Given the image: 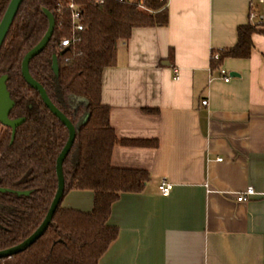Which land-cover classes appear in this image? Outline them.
<instances>
[{
    "label": "crops",
    "instance_id": "1",
    "mask_svg": "<svg viewBox=\"0 0 264 264\" xmlns=\"http://www.w3.org/2000/svg\"><path fill=\"white\" fill-rule=\"evenodd\" d=\"M250 3L168 0L166 26L118 43L102 79L110 124L119 139L158 145L113 149V167L150 180L113 204L119 234L100 264H264V25L248 59L212 60L237 45ZM220 68L237 75L225 82ZM61 205L90 213L94 192L71 191Z\"/></svg>",
    "mask_w": 264,
    "mask_h": 264
},
{
    "label": "trees",
    "instance_id": "2",
    "mask_svg": "<svg viewBox=\"0 0 264 264\" xmlns=\"http://www.w3.org/2000/svg\"><path fill=\"white\" fill-rule=\"evenodd\" d=\"M10 1L0 0V21ZM74 1L83 6L84 31L73 33L68 9L71 0H24L0 50V77L8 76V90L15 101L10 117L26 118L13 142L11 129L0 123V188L31 192L28 196L0 193V250L22 243L45 219L58 187L57 159L69 136L22 75L24 56L49 28L43 9L53 14L55 29L45 49L30 62L29 71L77 129L63 165L64 196L74 190L92 191L94 207L85 213L60 204L52 223L36 242L18 254L0 258V264H100L119 234L108 224L113 204L124 193H142L150 180L144 170L111 164L117 145L156 147L158 143L117 137L110 124V107L102 103V79L104 70L115 64L118 43L129 40L134 29L168 24L167 2L143 0L146 9H140L137 4L116 0L104 4ZM262 26L240 27L237 45L217 51L220 59L214 62L248 59L254 49L252 36ZM64 39L72 42L62 48ZM54 56L58 76L52 69ZM72 96L85 98L87 106L72 108ZM87 114L89 119L84 123Z\"/></svg>",
    "mask_w": 264,
    "mask_h": 264
},
{
    "label": "water",
    "instance_id": "3",
    "mask_svg": "<svg viewBox=\"0 0 264 264\" xmlns=\"http://www.w3.org/2000/svg\"><path fill=\"white\" fill-rule=\"evenodd\" d=\"M23 1L24 0H11L0 21V50L9 34V31L13 25V22L17 16V13ZM43 12L49 20V28L46 34L44 35V37L41 39V41L34 48L28 51L27 54L24 56V59L22 61V75L26 83L30 87L38 91L44 104L67 128L69 136H68V140L64 148L60 152L58 159H57L56 171H57V177H58V187H57L55 197L51 203V206L46 214L45 219L43 220L41 225L36 229V231L32 235H30L26 240H24L22 243L16 246H13L11 248L0 250V258L9 257V256L18 254L26 250L45 233V231L48 229V227L52 223L54 215L59 205L62 203V200L64 198V193H65V176H64V170H63L64 161L66 160L69 153L71 152L72 147L76 140V135H77V129L75 125L61 110H59L53 104V102L48 97L44 87L32 77L29 71L30 62L32 61L34 57L39 55L45 49L55 29V18L53 14L46 9H43ZM52 69L55 75L58 76L59 65H58L56 56L53 57ZM236 75L237 74H234V73L231 74V76H234V77ZM7 81H8L7 75H3L2 77H0V122L4 126L12 129V132H13L12 141H13L17 127H19L25 121V118H19L15 120H11L9 118V115L13 107L15 106V101L12 99L11 94L8 90ZM70 102H71L72 108L74 109H77L81 105L87 106L88 104V101L85 98L77 97V96H72L70 98ZM88 119H89V115L87 114L83 122L86 123ZM0 193H16L18 196H28L31 192L29 191L15 192L10 189L0 188Z\"/></svg>",
    "mask_w": 264,
    "mask_h": 264
},
{
    "label": "built area",
    "instance_id": "4",
    "mask_svg": "<svg viewBox=\"0 0 264 264\" xmlns=\"http://www.w3.org/2000/svg\"><path fill=\"white\" fill-rule=\"evenodd\" d=\"M106 0H97L99 4H104ZM120 3H133L137 4L140 9H146L142 3L143 0H116ZM168 3V0H160ZM68 9L71 12V22H72V28L73 33H80L85 30V14L83 11V6L76 3L74 0H71V2L68 4ZM250 24L253 26H262L264 25V0H251L250 3ZM71 39H64L61 42V47H68L71 44ZM220 59L219 53H213L212 54V60L217 61ZM220 77L224 79L225 82H229L231 80V74L224 68L219 69ZM178 78V77H177ZM202 104L204 106L208 105L207 101H203ZM172 184L168 182H163L159 186V190L162 195L168 196L172 190ZM254 194L253 188H248L246 190V193L241 194L238 196L237 200L247 201L248 198Z\"/></svg>",
    "mask_w": 264,
    "mask_h": 264
},
{
    "label": "flooded vegetation",
    "instance_id": "5",
    "mask_svg": "<svg viewBox=\"0 0 264 264\" xmlns=\"http://www.w3.org/2000/svg\"><path fill=\"white\" fill-rule=\"evenodd\" d=\"M12 99H13V98H12ZM14 107H15V106H14ZM14 107H13V108H14ZM58 109H59V108H58ZM12 110H13V109H12ZM59 110H60V109H59ZM11 112H12V111H11ZM10 114H11V113H10ZM9 118H10L11 120L19 119V118H11L10 115H9ZM20 118H24V117H20ZM25 121H26V118H25ZM25 121H24V122H25ZM24 122H23V123H24ZM0 123H1V122H0ZM1 124H2V123H1ZM2 125H3V124H2ZM3 126H4V125H3ZM5 127H6V126H5ZM7 128H9V127H7ZM17 128H18V127H17ZM10 129H11V128H10ZM16 130H17V129H16ZM11 131H12V129H11ZM15 135H16V133H15ZM12 136H13V132H12ZM14 138H15V137H14ZM11 142H13V141L11 140Z\"/></svg>",
    "mask_w": 264,
    "mask_h": 264
}]
</instances>
